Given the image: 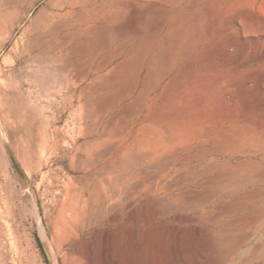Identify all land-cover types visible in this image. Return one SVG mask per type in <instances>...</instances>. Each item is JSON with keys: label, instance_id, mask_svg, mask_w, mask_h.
Masks as SVG:
<instances>
[{"label": "rangeland", "instance_id": "374dc122", "mask_svg": "<svg viewBox=\"0 0 264 264\" xmlns=\"http://www.w3.org/2000/svg\"><path fill=\"white\" fill-rule=\"evenodd\" d=\"M50 1L39 0L12 36L0 34V264L64 255L67 191L92 222L75 264H264L253 251L264 223L250 233L264 201L240 181L253 170L235 169L244 157L217 155L212 135L190 137L240 119L238 94L216 82L253 73L264 33L211 30L215 0H73L72 24L35 40ZM245 9L264 19V0H247L219 27ZM243 42L254 46L246 54ZM241 233L250 234L237 248Z\"/></svg>", "mask_w": 264, "mask_h": 264}, {"label": "bare ground", "instance_id": "6f19581e", "mask_svg": "<svg viewBox=\"0 0 264 264\" xmlns=\"http://www.w3.org/2000/svg\"><path fill=\"white\" fill-rule=\"evenodd\" d=\"M38 1L39 0H0V34L6 35L7 37L12 36L14 34L15 29L19 25H21L22 20H23V16L26 13H28V11L30 9H32ZM245 1H247V0H215L214 2H212L209 5V7H207L209 10V13L206 14V16H205L206 22L209 23L211 30H216L217 32L223 31L226 34H228L232 30L238 31L241 39H243L244 35L247 33L248 27L249 28L250 27L259 28V30L264 33V19L258 18L257 16L251 14L250 11H248L246 9L244 11H240L237 15L233 16L231 19L226 20L224 22L225 26H223V28L219 27V25H221L220 22L223 20V18L226 15V12H228L229 9H231L233 7H237V8L242 7L243 8ZM73 7H74L73 0H57L56 2L53 0L50 1L48 3V5L45 7V10L43 9L44 11H42L38 15V17L41 18L42 23H44V31L45 32L36 36L35 40H39V39L48 40L51 37V35H53V34H51L52 29H54L56 27L62 28L65 25L72 24V22L74 20L71 21L72 19L70 20L69 16L72 15L71 13L73 11ZM22 13H23V15H22ZM186 18H184V20ZM190 19L191 18H189V22H190ZM36 20H39V19H36ZM186 21L188 22V20H186ZM39 23H38V25H39ZM35 26L37 27L36 24H35ZM210 27H208V29H210ZM20 38L22 40H25L26 43L30 42V40L28 38H25L23 36ZM63 40H65V39H63ZM67 40H65L63 42H66ZM227 44L233 45L234 40L233 39L229 40V42ZM254 44H255L254 46L256 49H261V52H260V55L258 56L257 63L252 65L253 73L251 75H249L248 77L242 79V80H228V78L222 77V78H219L218 81L216 82V87L219 88L220 90H222L223 95H225V94L231 95L233 92H236L238 94L239 99L243 105V112L241 113L240 119L238 121H234L228 115L222 121V123L220 122L218 124H215V126L212 129H209L210 131L206 130L204 132L200 129H195L196 131L194 130L193 133L191 132L192 134L190 133L191 135L190 134L189 135H190L191 139H194L195 141H200V143H201V141L206 142L209 138L208 135H212L211 139L215 141V145H213L212 148L213 147L215 148V153L217 155H219L221 153H225V154L227 153V154H229L230 158L233 157L234 159L236 157L238 158L239 156L244 157L242 160L239 159V161L237 162L238 164L235 166V169L236 168L237 169L242 168V169L253 170L252 174H251V172H249V174H251V175L246 176V178L240 179V181L242 180V183L244 184V186L245 185H252V186H255L257 188V190H255L256 191L255 196L258 199V202L256 201L257 202L256 204H258L260 201H264V39H261L258 41L256 40L254 42ZM241 46H242L243 53L246 54L247 51L249 50V48H251L253 46V43L251 44L250 42H243ZM164 48H167V47L165 46ZM228 50H230L229 47H227L226 51H228ZM249 112H253L252 115H255V116H253V118L249 117V116H252ZM149 132H150V130H149ZM205 139H207V140L205 141ZM156 140L157 139H155V142H156ZM145 141L147 143L148 140H145ZM192 141H191V143H192ZM150 143H154V142L152 141ZM159 143H160V141H159ZM154 145H156V143ZM185 146H187V145H185ZM206 148H203L204 151ZM156 149H159V148H156ZM185 149H186V147H185ZM187 149H189V148H187ZM175 153H176V151H175ZM196 154H197V152H196ZM198 154L201 155L200 153H198ZM137 157H138V155H137ZM126 158L127 157H125V159ZM142 158H143V156H142ZM183 159H185V158L183 157ZM165 164L167 165L168 163L165 162ZM229 164H231V163H229ZM164 167H166V166H164ZM207 169H209V168H207ZM211 169H212V166H211ZM227 171H229V170H227ZM232 177L233 176H231V178ZM235 181L237 182V180H235ZM231 182H232V180H231ZM238 182H239V180H238ZM243 184H241V187ZM255 191L252 190L253 193ZM237 197H239V196H237ZM81 201L82 200L79 199L78 197H76V195L74 193H71L68 191L66 192L65 199L63 200L62 205L59 208V214H60L59 231L61 234L60 238L62 240H65L64 241V244H65L64 245V249H65L64 251L65 252H64L63 256L55 257L56 262L54 264H75V262L78 261V259L80 257L85 256V254H86V249L83 246L77 244L76 240L79 239L80 237L84 236L87 232H89V230L91 229V223L92 222H87V221L83 220L84 210H85L84 205L85 204L84 203L82 204ZM260 203H262V202H260ZM115 204H117V203H115ZM247 204H248V202H247ZM257 210H254L255 212L252 214L249 213L251 215V218H253V220H255V219L257 220V223L252 220L256 224H253V225H255V229H252L254 231H250V233L251 232L255 233L256 231L261 229V227L264 223L261 220V216H262L261 214H263L264 208L261 211L262 213L259 210H258L259 212H256ZM247 217H245V218H247ZM242 218L243 217L241 216L240 219H242ZM263 218H264V215H263ZM241 223H243V222H241ZM250 223L252 224L251 221H250ZM242 226L244 227L245 224L243 223ZM246 226H249V224L247 223ZM252 226H251V228L254 227V226L253 227ZM236 227H238V226H236ZM240 228H242V227H240ZM219 229H221V227ZM222 230H226V229L223 228V229H221V231ZM249 230H251V229H249ZM107 231L108 230H105L104 232H107ZM217 232H219V231H217ZM250 233H248V234L241 233V234H243V236L240 234V236H238V237H240L239 240H235V238H234L233 240H235L236 243L231 241L232 245L234 243V246L236 245V247H237V245H240V243L242 241L246 240L249 237ZM1 234H3V233H2L1 228H0V235ZM221 239H224V238L222 237ZM106 242L109 245L108 238H106ZM232 245H230V246H232ZM229 248H228V250H230ZM235 248L233 247L232 249L235 250ZM224 249H226V248H224ZM223 251L224 250H222V252ZM253 251H254V253L258 254L257 255L258 257L260 256V254H263V252H264V237L259 239V242L254 247ZM73 261H75V262H73ZM193 264H201V263H199V261H195Z\"/></svg>", "mask_w": 264, "mask_h": 264}]
</instances>
